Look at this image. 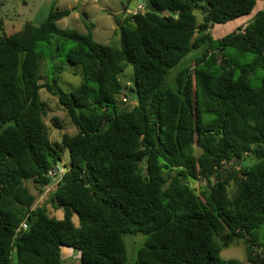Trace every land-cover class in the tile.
I'll return each instance as SVG.
<instances>
[{
  "label": "trees",
  "instance_id": "16d2710c",
  "mask_svg": "<svg viewBox=\"0 0 264 264\" xmlns=\"http://www.w3.org/2000/svg\"><path fill=\"white\" fill-rule=\"evenodd\" d=\"M120 1L118 46L94 40L88 21L86 33L58 27L69 8L0 37V264H62L63 245L78 264H129L127 234L144 237L135 264H240L220 256L236 240L264 264V9L213 38L214 24L250 15L257 0H151L162 13ZM64 43L82 73L67 90L59 76L41 82V62ZM193 49V66L169 81ZM126 65L131 85L119 78ZM41 88L76 128L61 136L68 165L48 138Z\"/></svg>",
  "mask_w": 264,
  "mask_h": 264
},
{
  "label": "rangeland",
  "instance_id": "374dc122",
  "mask_svg": "<svg viewBox=\"0 0 264 264\" xmlns=\"http://www.w3.org/2000/svg\"><path fill=\"white\" fill-rule=\"evenodd\" d=\"M70 9V14L57 21V26L60 28H73L81 33H86L85 21L93 24L91 29L92 37L94 40L107 45L118 46L119 34L115 24V17H120L124 12V5L120 0H0V17L3 20V25L0 28V37L7 35L13 31H19L22 29L23 24L26 21L33 23L43 19L51 9ZM129 9V8H128ZM138 9H143L139 7ZM258 9H264V0H257V3L253 9V13L250 15L231 20L224 24H214L210 29L213 38H218L227 32L237 30V28H243L249 18ZM82 13L87 15V19L82 18ZM197 22L201 20V14L199 10H195ZM71 43H64L61 47L55 46L54 58H46L41 62V74L43 84L51 81L52 77L59 76L57 82L62 89L67 90L71 87H76L80 84L82 73L79 67L68 64L64 58L67 49L71 46ZM228 52L233 50L229 48ZM200 49H193L189 51L178 63V65L172 68L169 75L176 68H191L194 64L195 57L200 55ZM252 55L246 54L245 58L250 59ZM189 66V67H188ZM59 68V69H57ZM177 73V70L173 72L169 81L173 79V75ZM168 75V76H169ZM119 78L123 84L131 85L134 75L130 65H126L123 72L119 75ZM168 81V77H167ZM173 83H169L172 85ZM256 84V80L253 81ZM95 86V84H92ZM124 95H120L118 98L123 101ZM39 99L45 107L44 121L47 124V133L49 140L55 145V147L61 153L60 165L69 164V153L66 147L61 144V136L64 132L74 133L76 131L75 126L69 122V117L63 107H61L57 101V97L48 92L45 88L39 90ZM127 101L123 102L124 105L130 107L131 97L126 96ZM59 122V126L55 125V119ZM256 161L255 157H248L243 160V164H252ZM64 170V169H63ZM200 185H205L203 179L196 180L195 186L200 188ZM53 186L49 185L46 188V193L52 190ZM45 196H39L37 199L38 204H42ZM50 216H54L58 219L62 218V210L54 209L51 204L47 203ZM74 223H77V217H72ZM127 245V257L129 264H135L136 250L140 245L139 243L144 240V237L139 234L125 235L124 236ZM143 239V240H142ZM142 240V241H141ZM257 250V249H256ZM61 256L63 258L62 264H78L79 263V251L63 245L61 247ZM220 256L225 259H236L240 264H251L246 258L245 245L236 240L228 247L223 248L220 252Z\"/></svg>",
  "mask_w": 264,
  "mask_h": 264
},
{
  "label": "water",
  "instance_id": "95a60500",
  "mask_svg": "<svg viewBox=\"0 0 264 264\" xmlns=\"http://www.w3.org/2000/svg\"><path fill=\"white\" fill-rule=\"evenodd\" d=\"M125 3H127L128 12H134L135 9L139 7H145L148 11L156 12V13H162V10L156 8L151 0H124ZM169 11V9H167ZM223 63L226 64V60H223ZM55 85V84H54ZM240 158H236L232 160L230 164H228L225 168V171L222 173L221 178H223L226 174H228L229 169L235 165L240 163ZM65 170V169H64Z\"/></svg>",
  "mask_w": 264,
  "mask_h": 264
},
{
  "label": "built area",
  "instance_id": "2783aa9c",
  "mask_svg": "<svg viewBox=\"0 0 264 264\" xmlns=\"http://www.w3.org/2000/svg\"><path fill=\"white\" fill-rule=\"evenodd\" d=\"M50 174H53V175H54V171H51ZM20 227L23 228V229H25V228L27 227V225H26L25 222H22ZM17 231H18V230H16V232H17Z\"/></svg>",
  "mask_w": 264,
  "mask_h": 264
},
{
  "label": "crops",
  "instance_id": "0c3cea01",
  "mask_svg": "<svg viewBox=\"0 0 264 264\" xmlns=\"http://www.w3.org/2000/svg\"><path fill=\"white\" fill-rule=\"evenodd\" d=\"M127 11H128V8H127Z\"/></svg>",
  "mask_w": 264,
  "mask_h": 264
}]
</instances>
